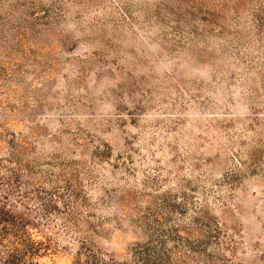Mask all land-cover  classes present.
I'll use <instances>...</instances> for the list:
<instances>
[{
  "label": "rangeland",
  "instance_id": "374dc122",
  "mask_svg": "<svg viewBox=\"0 0 264 264\" xmlns=\"http://www.w3.org/2000/svg\"><path fill=\"white\" fill-rule=\"evenodd\" d=\"M0 264H264V0H0Z\"/></svg>",
  "mask_w": 264,
  "mask_h": 264
}]
</instances>
